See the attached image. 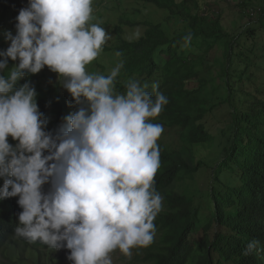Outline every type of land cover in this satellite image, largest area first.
<instances>
[{
  "label": "clouds",
  "instance_id": "9594fccd",
  "mask_svg": "<svg viewBox=\"0 0 264 264\" xmlns=\"http://www.w3.org/2000/svg\"><path fill=\"white\" fill-rule=\"evenodd\" d=\"M92 3L28 0L16 17L15 35H4L3 29L0 35L9 44L0 52V201L18 197L22 211L14 229L17 238L66 248L72 264H112L110 253L117 249L130 256L132 248L149 246L162 208L154 178L163 126L150 120L168 99L158 91V83L151 85L150 93L149 84L138 80L128 81L123 93H114L123 61L112 69L105 58L109 33L120 29L118 46L138 41L160 24L145 22L144 34L131 41L119 23L107 31L89 24ZM200 7L202 17L221 15L210 13L207 5ZM184 41L189 46L191 34ZM9 60L18 63L9 68ZM90 63L93 71L104 67L111 72L91 74L86 71ZM45 67L57 74L78 106L55 135L46 131L48 121L39 111L35 88L28 82L17 88L26 74H38ZM46 184L51 186L47 193L42 190ZM257 245L249 241L243 254Z\"/></svg>",
  "mask_w": 264,
  "mask_h": 264
},
{
  "label": "trees",
  "instance_id": "16d2710c",
  "mask_svg": "<svg viewBox=\"0 0 264 264\" xmlns=\"http://www.w3.org/2000/svg\"><path fill=\"white\" fill-rule=\"evenodd\" d=\"M143 1L182 19L185 28L169 36L161 25H154L138 41H122L118 46L120 29L111 33L113 44L105 50L108 63L113 69L123 61L114 93H123L130 80L147 82L150 93L151 85L158 83L168 103L150 122L177 131L181 145L179 150L169 149L157 141L160 167L154 187L162 197V208L154 220L153 242L131 252L144 250L147 264H264V67L254 60V47L237 51L242 35L236 33V25L229 32L220 15H200L199 0ZM27 6L28 0H0V35L5 17L11 13L16 18ZM240 7L253 9L257 23L264 27V6L252 7L248 0H240ZM248 33L254 37L256 30ZM189 34L191 42L185 47ZM6 43L1 37L0 52L7 49ZM215 49L222 51L221 57L207 58ZM14 64L9 60V68ZM99 69L105 76L111 72ZM26 82L37 92L39 111L48 121L46 131L55 135L78 106L65 89L56 101L48 102L42 95L56 92L59 86H42L39 73L26 74L17 88ZM8 140L15 146L11 137ZM213 153L219 154V161ZM204 169L210 170V180L196 187ZM50 187L46 184L42 190L47 193ZM17 200L0 201V264H62L70 254L66 248L56 250L15 236L22 211ZM251 240L258 245L244 255Z\"/></svg>",
  "mask_w": 264,
  "mask_h": 264
},
{
  "label": "rangeland",
  "instance_id": "374dc122",
  "mask_svg": "<svg viewBox=\"0 0 264 264\" xmlns=\"http://www.w3.org/2000/svg\"><path fill=\"white\" fill-rule=\"evenodd\" d=\"M178 1L181 2L183 0ZM97 2L98 0H93L92 8H94L98 14H95V11H92V14L94 15L91 16L89 24H97L100 27H105L104 29L107 31L108 27H115L119 23V27H121L122 30H125V38L131 41L139 39L144 34L146 30L144 24L145 22L159 23L167 30V34L169 36L174 35L185 28V23H183L181 20H178L177 18L172 19L166 12L157 9L156 7L152 6V4H145L141 0H104L106 4L103 5V3L102 6L101 4L96 6ZM199 3L203 7L207 5V7H209L208 10L210 13H212L213 10L219 11L221 13L220 17L223 21V24L229 32H231L233 25L234 27L236 25V28H238L236 33L242 35V44L239 46L237 51L240 48L250 49L254 47V60H256L257 64L264 67V27H261L259 23H257L258 16L247 15V13H251L253 9L244 11V9L240 7V0H199ZM248 3H250L252 7L264 6V0H248ZM129 21L131 24L127 25ZM16 22V18L11 13L5 17V24L3 27L4 35L8 32H11L13 35H15ZM236 28H234V30H236ZM248 29L256 30L254 37L250 36ZM108 35L111 37V39L107 40V42L109 44H113L112 34L109 33ZM6 45L9 46L8 43H6ZM221 55L222 51L215 49L209 54V56H207V58L212 59L214 57H221ZM105 58L109 59V57L106 56ZM113 60L117 62V56H115ZM15 63H18V61ZM118 63H116L114 66H116ZM93 67L94 64L90 63L88 66H86V71H92ZM95 72L96 74L104 75L100 69H96ZM39 75L42 86L48 87L54 86L56 84L59 86V89L56 92L43 94V96L48 101H56L59 97V94L63 93L64 91V88L59 84L57 74L45 67L39 72ZM208 123L209 128L212 130L209 118ZM158 141L163 143L164 146L169 149H180L181 144L177 131H171L169 129L163 128V132ZM220 153L221 152L219 151V154ZM219 154L213 153L214 158H217L218 161ZM209 180L210 170L204 169L198 174L197 179L195 180V185L196 187L206 185L208 184ZM187 190L190 191L188 187ZM198 238H201V234L198 235ZM110 257L112 264H147L144 261V250L132 251L130 256H125L120 252L119 249H117L110 253ZM62 264H72V261L68 259V256H66Z\"/></svg>",
  "mask_w": 264,
  "mask_h": 264
},
{
  "label": "built area",
  "instance_id": "2783aa9c",
  "mask_svg": "<svg viewBox=\"0 0 264 264\" xmlns=\"http://www.w3.org/2000/svg\"><path fill=\"white\" fill-rule=\"evenodd\" d=\"M254 14H255V12H254V11H252V12H251V15H252V16H254Z\"/></svg>",
  "mask_w": 264,
  "mask_h": 264
},
{
  "label": "bare ground",
  "instance_id": "6f19581e",
  "mask_svg": "<svg viewBox=\"0 0 264 264\" xmlns=\"http://www.w3.org/2000/svg\"><path fill=\"white\" fill-rule=\"evenodd\" d=\"M225 1V0H224ZM173 153V152H172Z\"/></svg>",
  "mask_w": 264,
  "mask_h": 264
}]
</instances>
